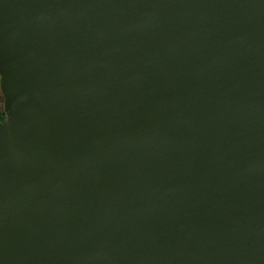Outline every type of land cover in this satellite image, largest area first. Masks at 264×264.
Returning <instances> with one entry per match:
<instances>
[{
    "label": "water",
    "instance_id": "95a60500",
    "mask_svg": "<svg viewBox=\"0 0 264 264\" xmlns=\"http://www.w3.org/2000/svg\"><path fill=\"white\" fill-rule=\"evenodd\" d=\"M0 264H264V0H0Z\"/></svg>",
    "mask_w": 264,
    "mask_h": 264
},
{
    "label": "trees",
    "instance_id": "16d2710c",
    "mask_svg": "<svg viewBox=\"0 0 264 264\" xmlns=\"http://www.w3.org/2000/svg\"><path fill=\"white\" fill-rule=\"evenodd\" d=\"M4 119V114H3V111L0 110V122H2Z\"/></svg>",
    "mask_w": 264,
    "mask_h": 264
},
{
    "label": "flooded vegetation",
    "instance_id": "af4514ba",
    "mask_svg": "<svg viewBox=\"0 0 264 264\" xmlns=\"http://www.w3.org/2000/svg\"><path fill=\"white\" fill-rule=\"evenodd\" d=\"M1 102H3V95H2V93H1V90H0V103ZM0 110H2L3 111V108L2 109H0Z\"/></svg>",
    "mask_w": 264,
    "mask_h": 264
},
{
    "label": "rangeland",
    "instance_id": "374dc122",
    "mask_svg": "<svg viewBox=\"0 0 264 264\" xmlns=\"http://www.w3.org/2000/svg\"><path fill=\"white\" fill-rule=\"evenodd\" d=\"M2 107H3V102L0 103V109H2Z\"/></svg>",
    "mask_w": 264,
    "mask_h": 264
}]
</instances>
